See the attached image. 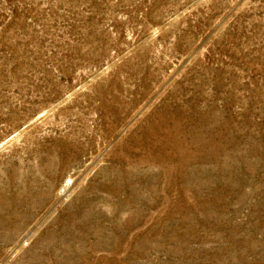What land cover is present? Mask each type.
<instances>
[{"label":"rangeland","instance_id":"374dc122","mask_svg":"<svg viewBox=\"0 0 264 264\" xmlns=\"http://www.w3.org/2000/svg\"><path fill=\"white\" fill-rule=\"evenodd\" d=\"M0 264H264V0H0Z\"/></svg>","mask_w":264,"mask_h":264}]
</instances>
